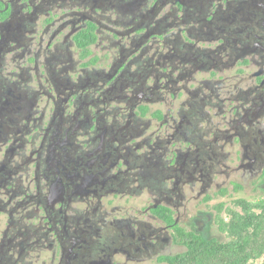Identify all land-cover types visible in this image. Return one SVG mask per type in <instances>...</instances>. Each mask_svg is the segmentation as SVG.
<instances>
[{
    "label": "flooded vegetation",
    "instance_id": "af4514ba",
    "mask_svg": "<svg viewBox=\"0 0 264 264\" xmlns=\"http://www.w3.org/2000/svg\"><path fill=\"white\" fill-rule=\"evenodd\" d=\"M264 198V0H0V264H174Z\"/></svg>",
    "mask_w": 264,
    "mask_h": 264
},
{
    "label": "trees",
    "instance_id": "16d2710c",
    "mask_svg": "<svg viewBox=\"0 0 264 264\" xmlns=\"http://www.w3.org/2000/svg\"><path fill=\"white\" fill-rule=\"evenodd\" d=\"M242 205L244 212H234L230 222L226 223L220 218L217 220L221 230L228 232L227 242L205 241L200 237L189 236V252L174 259V264H249L263 257L264 201L255 206L247 202Z\"/></svg>",
    "mask_w": 264,
    "mask_h": 264
},
{
    "label": "rangeland",
    "instance_id": "374dc122",
    "mask_svg": "<svg viewBox=\"0 0 264 264\" xmlns=\"http://www.w3.org/2000/svg\"><path fill=\"white\" fill-rule=\"evenodd\" d=\"M264 201V198L258 193H254L253 191H245L239 192L235 194H231V196L224 203V207L221 209L222 215L220 219L225 220L226 223L230 222L233 213H243L244 208L242 203L247 202V204L255 206ZM242 202V203H241ZM257 213L260 210H255ZM218 220V219H217ZM213 237L220 242H227L229 240L228 232H223L220 228L218 221H216L213 226ZM249 264H264V256L261 258H257L252 260Z\"/></svg>",
    "mask_w": 264,
    "mask_h": 264
}]
</instances>
